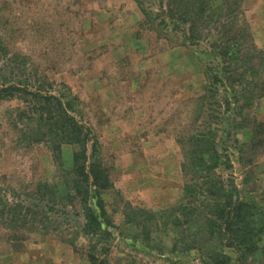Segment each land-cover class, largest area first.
Returning a JSON list of instances; mask_svg holds the SVG:
<instances>
[{"label":"rangeland","instance_id":"obj_1","mask_svg":"<svg viewBox=\"0 0 264 264\" xmlns=\"http://www.w3.org/2000/svg\"><path fill=\"white\" fill-rule=\"evenodd\" d=\"M0 48L65 103L108 180L61 196L78 146L58 151L35 102L0 100V197L17 205L0 264H201L221 180L264 211V0H0ZM212 50L231 54L217 86Z\"/></svg>","mask_w":264,"mask_h":264},{"label":"trees","instance_id":"obj_2","mask_svg":"<svg viewBox=\"0 0 264 264\" xmlns=\"http://www.w3.org/2000/svg\"><path fill=\"white\" fill-rule=\"evenodd\" d=\"M166 6L171 10L170 4ZM199 39L195 38L191 41L195 42L194 40ZM5 52L7 51L5 50ZM229 54L228 51L216 52L214 50L206 54L205 59L208 61L206 70L213 86L223 83L221 59H225L223 56ZM237 56H240V54H237ZM20 65L22 64H18L12 57L11 59L7 58L6 62L0 67V100L17 98L24 100L27 104L35 102L36 106H39V123L43 121L46 124L45 128H48L49 132L56 134L61 140L58 151L61 145L78 146L69 165L73 180L71 185L65 183L64 188L59 190L61 196L64 191H67V193L73 192L77 196L84 195L85 200H87L88 188L84 187L82 193L80 188L83 184L88 186L90 181L94 192L98 194L99 191L101 192L102 189L106 188L105 182L108 180L107 178L103 179L100 173L95 171L94 161H88L87 133L81 131L78 121L65 107V103H62L56 95L48 93L40 80L35 77L33 79L32 76L26 73V67ZM226 76L228 75H225V78ZM48 107L51 110L48 111ZM196 141L199 144L204 142L212 145L210 140L201 136H197ZM215 151L213 148L206 150L200 148L197 150L198 166H200L198 171L204 174L210 171L211 168L205 167L203 156L205 153L213 160ZM43 187L49 188L48 185H43ZM232 188L230 185H225L221 180L218 185L220 194H216V198L213 199L212 203L207 201V195L203 199L204 211L202 215L204 216V222L201 227L208 231L216 247L201 254L203 258L201 264H264L260 261V258L264 259V254H259L264 251V243L262 244V240L264 241V211L252 212L250 203L234 194L231 191ZM5 199L4 195L0 197V204H2L0 210H3L4 215H7L17 205H8ZM96 206L100 209L102 205L98 202ZM90 212L93 221H97V216H94L92 209ZM218 246L231 249L236 254V259L233 260L228 257L223 251L226 248H220V250Z\"/></svg>","mask_w":264,"mask_h":264}]
</instances>
